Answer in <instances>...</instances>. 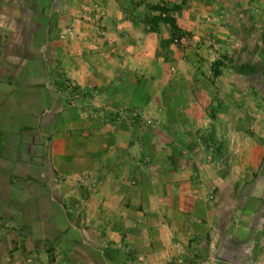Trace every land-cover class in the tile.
Masks as SVG:
<instances>
[{
  "label": "crops",
  "instance_id": "1",
  "mask_svg": "<svg viewBox=\"0 0 264 264\" xmlns=\"http://www.w3.org/2000/svg\"><path fill=\"white\" fill-rule=\"evenodd\" d=\"M6 1L18 13L16 22L26 20L44 34L40 64L22 55L23 66L14 71L3 67L13 77L0 84L6 96L0 101V154L5 159L0 165L38 173L49 186L50 202L54 187L65 188L75 202L74 216L102 236L99 241L110 257L123 255L124 264L220 262V228L203 210L217 187L204 173L211 164L197 157L206 151L189 148L187 154L196 157L186 170L162 158L163 140L171 134L165 94L174 89L164 81L167 54L162 46L173 33L171 25L153 24L146 0ZM23 8L30 12L24 18L19 14ZM174 18L183 34L202 27L179 14ZM252 27L251 38L254 29L259 33L258 24ZM205 29L209 44L216 25ZM224 32L220 26L219 33ZM200 40L194 35L193 43ZM188 102L186 120L200 131L193 140H205L217 121L206 114L205 99L191 96ZM149 107L155 108L154 116ZM29 137L33 143L20 148V139Z\"/></svg>",
  "mask_w": 264,
  "mask_h": 264
},
{
  "label": "rangeland",
  "instance_id": "2",
  "mask_svg": "<svg viewBox=\"0 0 264 264\" xmlns=\"http://www.w3.org/2000/svg\"><path fill=\"white\" fill-rule=\"evenodd\" d=\"M154 1L146 0L152 12L149 18L153 24L169 23L173 32L162 46L167 54L162 60L167 64L164 81L174 86L165 94L168 105L164 114L170 118L167 126L171 134L163 140L162 158L186 170L196 157L187 154L189 148L196 145L206 151L197 157L211 164L210 171L204 173L217 187L211 191L214 198L203 213H211L212 222L220 228L217 252L222 255L220 262L211 264H264V0ZM2 5L0 84L13 77L3 67L14 71L23 66L22 55L40 64L38 48L44 34L26 25V20L16 22L18 13L11 2L5 0ZM29 13L24 8L19 12L23 18ZM177 14L202 27H197L196 34L180 33L175 26ZM153 24L151 28L156 27ZM209 24L216 25V33L212 31L207 44L205 25ZM252 24L259 27V33L254 29L253 38ZM220 26L223 34L219 33ZM194 35L200 36V42L193 43ZM35 36L38 40L34 42ZM172 48L177 52L172 53ZM191 96L205 99L206 114L217 121L209 127L205 140H193L197 131L186 120ZM5 97L0 93V101ZM154 109L148 108L149 116L155 115ZM180 110L183 116L179 118ZM179 130L182 132L172 134ZM147 143L150 145L151 140ZM0 166L10 169L9 165ZM48 190L49 186L43 188V192ZM52 191L54 201L49 203V194L37 198L39 189L15 194L14 186L5 189L0 183V264H124L123 255L110 257L99 241L102 236L74 216L75 202L65 188L57 186ZM190 262L209 264L206 260Z\"/></svg>",
  "mask_w": 264,
  "mask_h": 264
},
{
  "label": "trees",
  "instance_id": "3",
  "mask_svg": "<svg viewBox=\"0 0 264 264\" xmlns=\"http://www.w3.org/2000/svg\"><path fill=\"white\" fill-rule=\"evenodd\" d=\"M21 81L25 82L26 79H23ZM21 136H23V134ZM27 139L26 138L20 139V141L18 142V145L20 148L23 144L31 145L33 143L31 141V137ZM3 159H4V156L0 154V161ZM18 160L20 159L18 158L16 159L17 163H18ZM31 170L32 169H28V168L20 169V170H13V169L9 170L8 168L5 169L0 166V183L5 187V189L11 188L12 186H14L15 194L19 193L20 191L30 190V189L36 192L37 189H39V192H41V194H39L37 198L42 199L43 197H47V195L49 194L48 193L49 191L43 192V188H45V185L41 181L39 174L38 173L34 174L33 170L32 171ZM34 197L36 198V194L34 195ZM48 202L51 203L49 201V198H48ZM59 235L60 233H57V236Z\"/></svg>",
  "mask_w": 264,
  "mask_h": 264
},
{
  "label": "built area",
  "instance_id": "4",
  "mask_svg": "<svg viewBox=\"0 0 264 264\" xmlns=\"http://www.w3.org/2000/svg\"><path fill=\"white\" fill-rule=\"evenodd\" d=\"M181 39H184V38H181Z\"/></svg>",
  "mask_w": 264,
  "mask_h": 264
}]
</instances>
